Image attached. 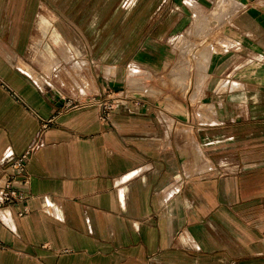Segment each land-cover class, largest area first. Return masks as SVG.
<instances>
[{
    "label": "crops",
    "instance_id": "0c3cea01",
    "mask_svg": "<svg viewBox=\"0 0 264 264\" xmlns=\"http://www.w3.org/2000/svg\"><path fill=\"white\" fill-rule=\"evenodd\" d=\"M125 4L80 48L64 18L79 68L45 84V3L0 0V177L40 143L24 213L0 208V264H264V0ZM109 88L127 98L103 122L87 102Z\"/></svg>",
    "mask_w": 264,
    "mask_h": 264
},
{
    "label": "rangeland",
    "instance_id": "374dc122",
    "mask_svg": "<svg viewBox=\"0 0 264 264\" xmlns=\"http://www.w3.org/2000/svg\"><path fill=\"white\" fill-rule=\"evenodd\" d=\"M45 3L44 7H41V22L40 30H37L36 37L37 42L35 43V50L32 54L34 68L30 69L31 73L41 83L48 84L50 75L52 79H55L56 83H63L66 77L75 74L76 68H79V64L68 60L63 63L64 60L60 55L64 54L58 51L63 47L60 46L58 40H54V34H57V28L62 24L63 19H67L72 24V39L75 41L78 48H80L79 36L83 37V22L87 19L107 18L112 17L114 8L121 5L117 15L121 18L125 16L127 10L123 9L128 2L144 0H42ZM148 1V0H146ZM125 8V7H124ZM48 20H47V19ZM60 24V25H58ZM53 50V52L51 51ZM53 60L50 59L52 54ZM65 55V54H64ZM62 60V61H61ZM48 75V76H47ZM76 75V74H75ZM74 75V76H75ZM53 84V82H51Z\"/></svg>",
    "mask_w": 264,
    "mask_h": 264
},
{
    "label": "built area",
    "instance_id": "2783aa9c",
    "mask_svg": "<svg viewBox=\"0 0 264 264\" xmlns=\"http://www.w3.org/2000/svg\"><path fill=\"white\" fill-rule=\"evenodd\" d=\"M126 98L123 91L109 88L103 91L101 96L93 98L87 103L95 104L98 108L99 119L108 122L115 109ZM46 125L47 123H45ZM39 144V141L36 140L24 153L13 158L11 170H3L0 177V208L16 206L22 209L20 214L24 213L30 198L24 187L31 182L27 163Z\"/></svg>",
    "mask_w": 264,
    "mask_h": 264
}]
</instances>
